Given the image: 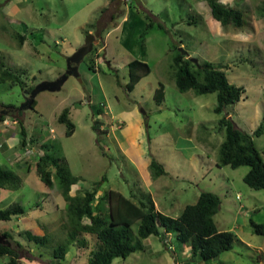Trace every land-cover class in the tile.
<instances>
[{
	"label": "rangeland",
	"instance_id": "374dc122",
	"mask_svg": "<svg viewBox=\"0 0 264 264\" xmlns=\"http://www.w3.org/2000/svg\"><path fill=\"white\" fill-rule=\"evenodd\" d=\"M219 1L243 9L250 25L242 32L225 29L213 19L205 0H0V58L22 70L28 86L59 79L68 69V58L90 35L95 37L93 53L79 65L80 76H70L59 92L40 93L34 110L21 86L0 83V116L6 117L0 121V169L22 179L20 189L1 191L0 210L13 203L26 210L21 219L0 221V232L11 233L22 245L21 249L8 241L18 250L20 264L58 262L54 249L69 239L62 192L58 184L47 187L36 172L44 142L66 157L80 179L72 196L95 189L99 199L115 190L135 203L152 199L158 211L177 218L202 193L218 195V230L232 232L237 239L231 252L205 264H257L264 238L254 233L251 220L264 223V191L244 182L248 167L217 164L226 136L219 124L222 118L227 116L250 134L264 126V0ZM150 21L154 29L142 39ZM16 35L26 37L23 44ZM178 44L189 58L222 67L231 84L245 88L243 100L217 114L216 93L179 92L171 51ZM135 59L149 64L151 74L130 92L127 64ZM91 61L94 70L89 69ZM160 83L165 86L162 103L155 99ZM66 108L76 127L70 137L67 125L59 122ZM18 119L28 132L25 149L19 144ZM255 143L264 157V135ZM152 160L167 174L155 178ZM138 228V223L132 227L136 252L113 264L202 263L174 234L166 241L152 236L141 250ZM28 230L48 236L49 244L38 246L19 236ZM88 239L91 247L96 245L97 240ZM90 251L72 244L64 264H87ZM9 260L1 257L0 264Z\"/></svg>",
	"mask_w": 264,
	"mask_h": 264
},
{
	"label": "trees",
	"instance_id": "16d2710c",
	"mask_svg": "<svg viewBox=\"0 0 264 264\" xmlns=\"http://www.w3.org/2000/svg\"><path fill=\"white\" fill-rule=\"evenodd\" d=\"M210 9L213 19L220 23L225 29L235 28L237 31H244L250 22L245 19V11L238 7H232L221 3L219 0H205ZM264 12V7L262 8ZM154 29L150 21L147 24L142 39L147 33ZM21 44L26 37L16 35ZM182 44L173 46L174 52L172 69L176 87L179 92L186 93L193 91L197 96L217 94L218 105L215 113L223 114L230 105L240 103L246 90L231 84L226 72L222 67L211 62L195 63L183 50H179ZM129 83L127 89L132 92L142 79L151 74V68L146 62L138 59L131 60L128 64ZM90 70H94V62L91 61ZM25 73L16 68L6 65L3 58H0V83L4 85L21 86L24 94L30 96L34 86H28L24 81ZM165 98V86L160 83L156 90L155 99L162 103ZM36 100L30 106L35 109ZM7 109H14V106H4ZM102 112V111H101ZM71 110L66 108L59 122L67 125L66 136L70 137L75 133V124L70 121ZM6 119L5 115L0 116V121ZM19 122L20 134L19 144L22 149L28 147V132L23 121ZM221 131L225 130L226 136L220 147L218 167H231L238 169L248 167L250 170L244 177V182L253 190L264 191V157L255 143L256 137L264 135V126H260L253 134L239 129L227 116L219 121ZM97 129V124L93 127ZM43 155L39 156L36 163V172L41 181L49 188L58 184L63 198L67 203L66 211L69 221L68 243L59 245L54 249L53 256L58 262L53 264H64L69 253V246L76 245L80 250L91 249L90 258L87 264H113L114 260L121 258L126 260L137 248L134 245V234L132 227L138 223L137 242L143 250V241L152 236L166 241L171 234L184 245L191 248V254L200 256L204 262L212 261L217 256L234 249L236 235L232 232H221L215 223L214 217L220 210L221 199L218 195L204 192L200 195L194 205H188L182 214L173 218L157 210L152 199L148 203H135L121 192L110 190L97 199L98 190L85 191L84 195L71 193L80 182V179L73 175L69 163L63 155L54 150L50 142L41 144ZM150 168L155 178L167 174L164 167L156 160H152ZM22 187V179L13 171L0 169V194L6 188L18 190ZM26 216L25 208L19 203H13L9 207L0 210V221L9 222L14 218L21 219ZM89 220L85 223V220ZM251 226L256 235L264 238V223H255L251 220ZM9 242L16 243L18 248L22 245L14 240L9 232H1ZM29 243L46 247L50 239L48 236L36 235L31 231H24L19 234ZM84 236H88L85 238ZM89 236L97 240V244L91 247ZM9 244V245H8ZM0 243V258L9 256L8 264H20L19 252L10 243Z\"/></svg>",
	"mask_w": 264,
	"mask_h": 264
},
{
	"label": "water",
	"instance_id": "95a60500",
	"mask_svg": "<svg viewBox=\"0 0 264 264\" xmlns=\"http://www.w3.org/2000/svg\"><path fill=\"white\" fill-rule=\"evenodd\" d=\"M94 41L95 37L90 35L83 47L78 49L71 57L68 58V69L64 75H62L59 79L52 82H42L37 87L34 88L30 95V106L36 100V97L44 92H59L61 91L64 84L67 82L70 76L79 77L78 68L79 65L84 61V59L93 52L94 49ZM187 54V53H186ZM195 63H198V60L191 59ZM0 243L3 245L8 244V240L4 235L0 233ZM9 245V244H8ZM220 256L214 258V260H219Z\"/></svg>",
	"mask_w": 264,
	"mask_h": 264
},
{
	"label": "crops",
	"instance_id": "0c3cea01",
	"mask_svg": "<svg viewBox=\"0 0 264 264\" xmlns=\"http://www.w3.org/2000/svg\"><path fill=\"white\" fill-rule=\"evenodd\" d=\"M219 231H221V230H219ZM231 231V230H230ZM221 232H223V231H221ZM241 240V237H240V239H239V241ZM242 241V243L246 246V247H252L251 246V244L250 243H245L244 241H243V239L241 240ZM261 249V248H260ZM257 251H259V255H257L258 256V258H257V264H264V252H260V250H257ZM192 262H194V261H192ZM200 264H205V262H203L202 261V263H200Z\"/></svg>",
	"mask_w": 264,
	"mask_h": 264
},
{
	"label": "clouds",
	"instance_id": "9594fccd",
	"mask_svg": "<svg viewBox=\"0 0 264 264\" xmlns=\"http://www.w3.org/2000/svg\"><path fill=\"white\" fill-rule=\"evenodd\" d=\"M220 2H221V1H220ZM221 3H222V2H221ZM93 50H94V49H93ZM92 53H93V52H92ZM92 53H91V54H92ZM91 54H90V55H91ZM189 57H190V56H189ZM190 59H191V58H190ZM29 102H30V97H29V99H27V105L30 106ZM16 110H17V109H16ZM0 233H1V232H0ZM1 234H2V233H1ZM220 257H221V256H220Z\"/></svg>",
	"mask_w": 264,
	"mask_h": 264
},
{
	"label": "bare ground",
	"instance_id": "6f19581e",
	"mask_svg": "<svg viewBox=\"0 0 264 264\" xmlns=\"http://www.w3.org/2000/svg\"><path fill=\"white\" fill-rule=\"evenodd\" d=\"M238 199V198H237Z\"/></svg>",
	"mask_w": 264,
	"mask_h": 264
},
{
	"label": "flooded vegetation",
	"instance_id": "af4514ba",
	"mask_svg": "<svg viewBox=\"0 0 264 264\" xmlns=\"http://www.w3.org/2000/svg\"><path fill=\"white\" fill-rule=\"evenodd\" d=\"M95 42V41H94Z\"/></svg>",
	"mask_w": 264,
	"mask_h": 264
}]
</instances>
